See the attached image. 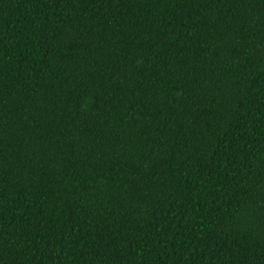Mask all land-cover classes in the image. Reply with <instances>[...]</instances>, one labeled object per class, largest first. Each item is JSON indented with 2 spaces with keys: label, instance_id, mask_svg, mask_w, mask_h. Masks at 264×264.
<instances>
[{
  "label": "trees",
  "instance_id": "16d2710c",
  "mask_svg": "<svg viewBox=\"0 0 264 264\" xmlns=\"http://www.w3.org/2000/svg\"><path fill=\"white\" fill-rule=\"evenodd\" d=\"M0 264H264V0H0Z\"/></svg>",
  "mask_w": 264,
  "mask_h": 264
}]
</instances>
